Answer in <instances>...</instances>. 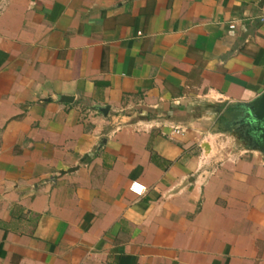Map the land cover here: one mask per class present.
<instances>
[{
	"label": "crops",
	"instance_id": "crops-1",
	"mask_svg": "<svg viewBox=\"0 0 264 264\" xmlns=\"http://www.w3.org/2000/svg\"><path fill=\"white\" fill-rule=\"evenodd\" d=\"M262 93L264 0H9L0 264H264Z\"/></svg>",
	"mask_w": 264,
	"mask_h": 264
},
{
	"label": "water",
	"instance_id": "water-1",
	"mask_svg": "<svg viewBox=\"0 0 264 264\" xmlns=\"http://www.w3.org/2000/svg\"><path fill=\"white\" fill-rule=\"evenodd\" d=\"M63 101H68V98ZM242 118L234 123L235 126L252 149L264 154V93L243 105Z\"/></svg>",
	"mask_w": 264,
	"mask_h": 264
},
{
	"label": "built area",
	"instance_id": "built-area-1",
	"mask_svg": "<svg viewBox=\"0 0 264 264\" xmlns=\"http://www.w3.org/2000/svg\"><path fill=\"white\" fill-rule=\"evenodd\" d=\"M8 1H9V0H0V15H1V13L5 10ZM233 27H234L233 24L230 25V28H233ZM131 190H132L134 193H136V194H141V193L143 192L144 189H143V187H140V186H138V185H136V184H132V185H131Z\"/></svg>",
	"mask_w": 264,
	"mask_h": 264
},
{
	"label": "trees",
	"instance_id": "trees-1",
	"mask_svg": "<svg viewBox=\"0 0 264 264\" xmlns=\"http://www.w3.org/2000/svg\"><path fill=\"white\" fill-rule=\"evenodd\" d=\"M240 112H241V108L239 106H235V107L233 106V107H230L229 108V115H230V117H233L234 115H236L237 117H239L240 116ZM231 121L232 120H230V123L232 124ZM241 138L244 140V136L243 135H241ZM248 144H249V142H248Z\"/></svg>",
	"mask_w": 264,
	"mask_h": 264
},
{
	"label": "rangeland",
	"instance_id": "rangeland-1",
	"mask_svg": "<svg viewBox=\"0 0 264 264\" xmlns=\"http://www.w3.org/2000/svg\"><path fill=\"white\" fill-rule=\"evenodd\" d=\"M236 130H237V131H235V134H236L237 139L240 140V141H242L245 145H247L248 142H246L245 139H244V141H243V139H242L241 136H240V135H242V134L240 133V131H239L238 129H236ZM244 138H245V137H244Z\"/></svg>",
	"mask_w": 264,
	"mask_h": 264
},
{
	"label": "flooded vegetation",
	"instance_id": "flooded-vegetation-1",
	"mask_svg": "<svg viewBox=\"0 0 264 264\" xmlns=\"http://www.w3.org/2000/svg\"><path fill=\"white\" fill-rule=\"evenodd\" d=\"M246 139V138H245Z\"/></svg>",
	"mask_w": 264,
	"mask_h": 264
}]
</instances>
